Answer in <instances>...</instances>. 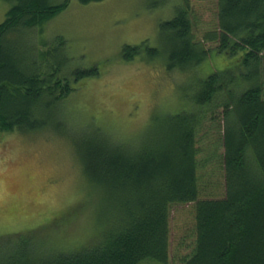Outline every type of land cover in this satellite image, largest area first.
<instances>
[{"label":"trees","instance_id":"1","mask_svg":"<svg viewBox=\"0 0 264 264\" xmlns=\"http://www.w3.org/2000/svg\"><path fill=\"white\" fill-rule=\"evenodd\" d=\"M4 1L11 6L0 24V132L51 130L69 137L59 108L98 70L67 72V56L58 63L51 52L17 37L42 29L71 0ZM190 1L181 0L175 16L160 26L166 71L196 79L190 107L158 117L139 149L114 145L100 128L74 140L87 182L109 200L98 240L77 250L43 252L36 231L0 236V264H169L172 207L191 204L194 245L179 264H264V0H219L217 28L202 40ZM208 42L217 43L225 68L200 78L196 70L215 55ZM55 43L58 49L66 45L63 39ZM161 55L147 43L123 48L125 62L150 63ZM212 128L223 192L209 197L202 185L209 157L201 144Z\"/></svg>","mask_w":264,"mask_h":264},{"label":"rangeland","instance_id":"2","mask_svg":"<svg viewBox=\"0 0 264 264\" xmlns=\"http://www.w3.org/2000/svg\"><path fill=\"white\" fill-rule=\"evenodd\" d=\"M218 1H190L200 40L217 28ZM10 6L0 0V24ZM180 6L181 0H105L89 5L71 0L42 29L17 37L37 51L51 52L58 63L67 56L69 63L63 67L67 72L97 69L99 75L80 82L59 108L69 137L51 130L27 135L0 132V236L36 231L43 252L77 250L98 240L100 223L110 216L109 200L102 199L87 182L74 140L100 128L114 145L139 149L158 117L190 107L191 84L196 79L166 71L160 27ZM58 39L66 42L61 49L55 43ZM143 43L158 49L161 57L150 63L143 58L125 62L123 48ZM206 47L215 53L217 43L208 42ZM221 58L215 53L195 74L205 78L214 69L223 70ZM219 123L216 116L217 128ZM217 128L204 132L201 144L203 157H209L202 170V185L209 197L223 192V173L214 157ZM194 223L193 204L172 207L169 264H179L191 253ZM140 264L161 263L147 260Z\"/></svg>","mask_w":264,"mask_h":264}]
</instances>
